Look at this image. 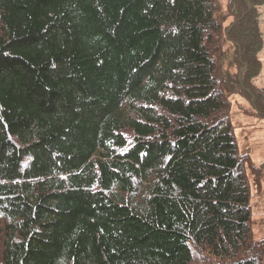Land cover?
Listing matches in <instances>:
<instances>
[{
    "label": "trees",
    "instance_id": "trees-1",
    "mask_svg": "<svg viewBox=\"0 0 264 264\" xmlns=\"http://www.w3.org/2000/svg\"><path fill=\"white\" fill-rule=\"evenodd\" d=\"M263 7L0 0V264H263Z\"/></svg>",
    "mask_w": 264,
    "mask_h": 264
},
{
    "label": "rangeland",
    "instance_id": "rangeland-1",
    "mask_svg": "<svg viewBox=\"0 0 264 264\" xmlns=\"http://www.w3.org/2000/svg\"><path fill=\"white\" fill-rule=\"evenodd\" d=\"M229 0H220L223 7L224 15ZM225 20V24L228 23ZM261 27L263 30L264 40V7L261 10ZM230 49V44L228 45ZM262 60L261 76L257 79V84L264 85V47L260 53ZM233 107L231 110V121L235 127V135L242 152L248 151L250 154V166H262L264 164V118L259 119L254 113L255 110L251 103L240 96H234ZM261 186L255 184L254 179L251 181L252 188V219H253V237L259 241L264 238V172L260 179ZM264 264V260H263Z\"/></svg>",
    "mask_w": 264,
    "mask_h": 264
}]
</instances>
